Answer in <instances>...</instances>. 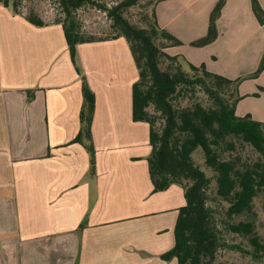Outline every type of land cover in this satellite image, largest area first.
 Returning <instances> with one entry per match:
<instances>
[{"label":"crops","instance_id":"crops-1","mask_svg":"<svg viewBox=\"0 0 264 264\" xmlns=\"http://www.w3.org/2000/svg\"><path fill=\"white\" fill-rule=\"evenodd\" d=\"M217 2L157 3L159 25L183 42L166 52L243 79L236 113L264 129V71L247 78L264 53L252 0H227L218 38L190 45L206 36ZM82 74L96 97L94 174L86 148L72 143L81 128ZM138 79L125 38L80 44L74 63L62 26L38 28L0 4V264H68L80 246L91 263L178 264L161 255L175 245L184 191L153 192L150 126L132 115Z\"/></svg>","mask_w":264,"mask_h":264},{"label":"trees","instance_id":"trees-1","mask_svg":"<svg viewBox=\"0 0 264 264\" xmlns=\"http://www.w3.org/2000/svg\"><path fill=\"white\" fill-rule=\"evenodd\" d=\"M24 1L0 0V4L38 28L48 26L34 8H24ZM94 1L58 0L60 17L54 24L62 26L74 63L78 45L83 43L123 37L130 46L139 72L132 87V115L135 122L150 126L152 152L148 163L153 192L179 185L185 197L175 225V245L161 259L176 258L178 264H217L220 251L238 250L263 260L264 239L257 231L256 204L261 199L264 212V129L251 115L236 113L243 79L233 80L211 72L205 64L196 66L182 56L169 55L166 48L183 42L157 21L155 6L163 0L100 5L112 23L113 37L86 36L75 14ZM226 3L218 0L206 36L190 42L191 46L204 47L218 38L216 23ZM134 7L139 8L136 15ZM252 8L263 25L264 10L258 0H252ZM263 71L264 53L258 69L247 78H256ZM81 80V128L72 143L86 148L94 174L96 97L87 77L82 74ZM196 88L203 92L207 104L177 105L178 98ZM230 235L245 239L251 248L230 242Z\"/></svg>","mask_w":264,"mask_h":264},{"label":"rangeland","instance_id":"rangeland-1","mask_svg":"<svg viewBox=\"0 0 264 264\" xmlns=\"http://www.w3.org/2000/svg\"><path fill=\"white\" fill-rule=\"evenodd\" d=\"M121 1L122 0H95L94 4H89L80 8L75 15L79 20V22L81 23V27H82L81 31L86 36H93L101 39H107L113 37L114 31L111 29L112 23L108 18L107 14L104 12V10L100 9L99 6L100 5L114 6L115 4ZM142 2L145 4L147 0H142ZM23 6L26 9L34 8L44 18V20L47 23H49V25L46 27L58 25V24H54V21L60 17L58 0H26L23 2ZM137 10L139 11V8L134 7L132 9V12L136 15L135 12H137ZM186 93L187 94L178 98L177 100L178 106L184 107V106L192 105L195 102H201L204 104L208 103L207 98L199 88L190 90ZM262 207L263 206L260 199V201H258L256 204V210L259 214V218L257 222V231L260 234V236L264 239V212ZM5 214L6 212L2 211V218L4 217ZM87 219L88 216H86L82 221V223L86 221V224L82 228L79 227L80 231L87 227L88 225ZM229 238H230V242L232 243L242 244L243 247L245 248H251L248 245L247 241L239 236L230 235ZM84 249L87 250L86 246H84ZM86 256H87V252H83L82 246H80L79 252L77 254V258L72 261L66 260V262L68 264H98L100 262V260L93 259V262L91 263V259H87ZM217 264H264V259L254 260L251 258V256H248L238 250L231 252L222 250L218 254Z\"/></svg>","mask_w":264,"mask_h":264}]
</instances>
